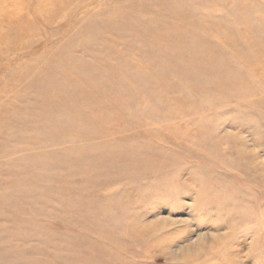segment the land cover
I'll list each match as a JSON object with an SVG mask.
<instances>
[{
    "label": "rangeland",
    "instance_id": "374dc122",
    "mask_svg": "<svg viewBox=\"0 0 264 264\" xmlns=\"http://www.w3.org/2000/svg\"><path fill=\"white\" fill-rule=\"evenodd\" d=\"M0 264H264V0H0Z\"/></svg>",
    "mask_w": 264,
    "mask_h": 264
}]
</instances>
